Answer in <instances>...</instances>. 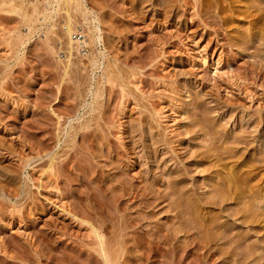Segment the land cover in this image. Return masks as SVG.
Masks as SVG:
<instances>
[{"label":"rangeland","instance_id":"rangeland-1","mask_svg":"<svg viewBox=\"0 0 264 264\" xmlns=\"http://www.w3.org/2000/svg\"><path fill=\"white\" fill-rule=\"evenodd\" d=\"M247 1L80 0L86 13L69 15L65 0H0V264H102L94 239L102 225L109 248L124 243L113 253L120 264H241L223 255L225 241L205 255L190 251L192 232L172 239L167 173L191 169L185 186L211 194L215 171L244 163L260 168L252 177L260 174L264 191V4ZM69 25L90 44L72 40ZM151 180L162 196L153 206L150 192L139 196ZM214 207L199 211L218 234L246 233L264 253V224L244 226L240 201ZM162 227L189 252L143 255L137 234L153 239Z\"/></svg>","mask_w":264,"mask_h":264},{"label":"bare ground","instance_id":"bare-ground-1","mask_svg":"<svg viewBox=\"0 0 264 264\" xmlns=\"http://www.w3.org/2000/svg\"><path fill=\"white\" fill-rule=\"evenodd\" d=\"M61 1H64V0H48V4L49 5H53L54 6V3L56 2L57 3V5H59V3L61 2ZM66 1V3H67V5L68 6H70L69 7V9H68V13L71 11V9H72V11H74V10H76V11H79L80 10V12H85L83 9H82V3L80 2V0H65ZM173 3H175L176 2V0H171ZM183 1V0H182ZM185 1V3L186 4H189L188 3V1L189 0H184ZM166 2V1H165ZM242 2V1H241ZM244 2H245V0H244ZM63 3V2H62ZM171 3V2H170ZM192 3V2H191ZM257 3H263L264 4V0H248L247 1V3H246V6L248 7V8H252V7H254L255 5H258ZM13 4V3H12ZM64 4H65V2H64ZM172 4V3H171ZM15 5V4H14ZM13 5V6H14ZM173 5V4H172ZM11 6V5H10ZM101 6V5H100ZM171 6V5H170ZM60 7V6H59ZM65 7V6H64ZM71 8V9H70ZM262 8V7H261ZM23 8L22 7H13L12 9H11V11H16V12H19V11H21ZM45 9V8H44ZM67 9V8H66ZM245 9H247V8H245ZM253 9V8H252ZM46 10V9H45ZM56 10V9H55ZM54 10V11H55ZM169 10V9H168ZM25 11V10H24ZM50 11V10H49ZM53 11V10H52ZM259 11H261V10H259ZM36 12H37V10H36ZM46 12V11H45ZM67 12V11H66ZM251 12V11H250ZM253 12V11H252ZM19 13H22V12H19ZM43 13V12H42ZM86 13V12H85ZM261 13V12H260ZM26 14H27V12H26ZM67 14V13H66ZM69 15H70V13H69ZM263 15V14H262ZM28 16V15H27ZM75 16V15H74ZM247 16V15H246ZM50 17H52V13L50 14H48V13H46V14H44L43 15V18L45 19V21L47 20L48 21V18H50ZM70 18V17H69ZM51 19V18H50ZM29 20V19H28ZM31 21V20H30ZM74 21V20H73ZM256 21V20H255ZM27 22V21H26ZM69 22V23H68ZM67 23L68 24H71L72 23V25H73V23L74 22H72V19L71 20H69ZM65 23V22H64ZM77 23V22H76ZM67 24V25H68ZM70 27H71V25H69ZM74 26V25H73ZM72 26V27H73ZM69 28V27H67V28H69V31H67L70 35H71V37H72V40H74V41H77L76 43H82L83 45H87V44H90V38H87L86 36H84V34H83V32L81 33V34H83L82 36H81V38L80 39H78L79 38V35L77 34L76 36H75V28ZM91 27V26H90ZM255 27H257V26H255ZM29 28V27H28ZM96 28V27H95ZM254 28V27H253ZM264 28V27H263ZM66 30H68V29H66ZM90 30V29H89ZM92 31V33L94 32L93 31V29H91ZM259 30V29H258ZM74 31V32H73ZM84 37H86V38H84ZM249 38H250V36H249ZM82 39V40H81ZM100 39H101V37H100ZM81 40V41H80ZM92 41V40H91ZM75 43V42H74ZM262 44V43H261ZM80 46H81V44H79ZM247 45H249V44H247ZM250 46V45H249ZM82 47V46H81ZM77 48H78V46H77ZM96 62L95 61H93V65L95 64ZM96 69V68H95ZM148 125V124H147ZM205 125V124H204ZM86 126V125H85ZM133 127V126H132ZM138 128H140V127H138ZM189 130H187V132H188ZM222 131V130H221ZM85 132H87V130L85 131ZM186 132V133H187ZM190 132V131H189ZM217 132V131H216ZM82 133V132H81ZM135 133V132H134ZM229 134V133H228ZM224 135V134H223ZM89 135L87 134V133H83V135H82V137L83 138H85V140H86V137H88ZM215 136V135H214ZM228 136V135H227ZM226 137V136H225ZM215 138V140H217L218 139V137H217V139H216V137H214ZM235 138V137H234ZM99 139V138H98ZM220 139V138H219ZM236 139V138H235ZM238 139H241L240 137L238 138ZM152 140V139H151ZM237 140V139H236ZM242 140V139H241ZM88 141H89V139H88ZM87 141V142H88ZM100 141V140H99ZM217 141H219V140H217ZM234 141V140H233ZM237 142V141H236ZM239 142H240V140H239ZM238 142V143H239ZM85 143V142H84ZM101 143V142H100ZM243 143V142H242ZM248 143V142H247ZM83 144V143H82ZM94 144V143H93ZM257 144V143H256ZM83 145H85V144H83ZM87 145V144H86ZM244 145V144H243ZM155 146V145H154ZM87 147V146H86ZM91 147V146H90ZM93 147V146H92ZM218 147V146H217ZM231 147V146H230ZM230 147H228L229 148V150H234V149H230ZM232 147H233V145H232ZM89 148V147H88ZM200 148V147H199ZM214 148V146L213 147H211V149H213ZM228 148H226V150H228ZM173 149V148H172ZM215 150H214V152H217L218 151V148H217V150H216V146H215V148H214ZM237 149V148H236ZM86 150H88V149H86ZM229 150H228V153H229ZM263 150V149H262ZM261 150V151H262ZM220 151V150H219ZM222 151V150H221ZM224 151V150H223ZM222 151V152H223ZM230 151V152H231ZM177 152V151H176ZM202 153L204 152L205 153V151H201ZM201 152L200 153H198V154H201ZM221 152V153H222ZM235 152V151H234ZM264 152V151H263ZM262 152V153H263ZM203 153V154H204ZM211 153H213V150H212V152H211V150H210V153H208L209 155L208 156H210V157H215V154H211ZM219 153V152H218ZM218 153H216V155L218 154ZM223 153H227L226 151L225 152H223ZM222 153V154H223ZM227 153V154H228ZM179 154V153H178ZM211 154V155H210ZM220 154V153H219ZM230 154V153H229ZM228 154V156H234V154H233V151H232V154H230L229 155ZM195 155H196V153H195ZM214 155V156H213ZM224 155L225 154H223V158H225V159H228L227 158V156L225 155V157H224ZM201 156V155H200ZM207 156V153H205V155H203L201 158L203 159V161H201V159L198 161V163H200V164H205L206 163V158L208 157ZM222 156V155H221ZM221 156H219L218 155V157L220 158ZM236 156V155H235ZM217 157V156H216ZM217 157V158H218ZM239 157V156H238ZM176 158H178L177 156H176ZM216 158V159H217ZM219 158H218V161H216V163H219L218 165L219 166H217V168L218 167H220V164L221 163H223V158L221 157L220 159L221 160H219ZM180 159V158H179ZM208 159H209V157H208ZM211 159V158H210ZM223 159V160H222ZM262 159V158H261ZM231 160V159H230ZM246 160V159H245ZM249 161V160H248ZM256 159H253V161H250V162H254V163H256V162H261V160L259 159V161H256ZM263 161H264V158H263ZM211 162H212V160H211ZM240 162V161H239ZM87 163V162H86ZM216 163L215 164H213L212 163V165L214 166V165H216ZM254 163H249V165L250 166H252V168H253V164ZM184 164V163H183ZM246 164H248V163H245V165ZM256 164H258V163H256ZM256 164H254V165H256ZM260 164V163H259ZM261 164L264 166V164H263V162H261ZM261 164H260V167H262L261 166ZM95 165V164H94ZM223 165V164H222ZM225 166L226 165H228L227 163L226 164H224ZM238 165V166H237ZM239 165H244V163H241V164H236V166L234 165V167L233 166H231L232 168H230V167H228V166H226L227 167V169H229L227 172H224V170L225 169H223V170H220L219 172H218V170L217 171H215L216 172V175L217 174H219V176H221L220 178L218 177V179L219 180H217L216 179V177L217 176H215V178H213L212 180H213V183L211 184V186H214V188H217L216 190H214V192L213 191H211V194L210 193H207L206 191L205 192H202V191H200L199 192V190L201 189H194V188H187L186 186V184L184 183V182H188V177L190 176L189 174H190V172H191V169H189V170H187V168H186V170L184 169V170H177L176 168H174V169H172V168H170L169 169V172L166 174L167 176H168V178L170 177L171 179L169 180L168 179V183H169V185L171 186V184H173L174 183V185H172V186H174L172 189H170L171 191L172 190H174L173 192H175V193H173V195L174 196H176V197H171V199H168L167 201L169 202V205H170V207L172 208V210H174V211H176L175 213V217L178 219V221H177V225H175L174 226V224L172 225V227L174 228L173 229V231H174V233L175 232H177V233H180V232H185V233H187L188 235H189V233H193L191 236H194L195 238L193 239V243L191 242V244H193L192 246H193V248L191 247V249H190V251H193V250H196V252L197 251H200V250H205L206 252H205V255H206V253L208 252V251H210V252H212L214 249V247H213V245L214 244H212L213 242H215V245L217 246V243H221L222 244V242L221 241H225V245H229L228 247H224L226 250H224V248L222 249V253H223V255H229L228 256V258H237L238 257V259H235L236 261H240V259H241V264H250L251 262H254L253 264H261L260 262L262 261H264L263 259H264V253L262 252V254L260 255V253H258L259 255H260V257H259V255L257 256V248H260L259 246L261 245V244H259V242H258V244H254L253 246L251 245L252 244V242L249 244H247V243H245V241L246 240H248V239H246V233H243V234H245V235H241V237H240V235H239V237L238 238H236L235 236H233L234 234L231 232V231H229V234L227 233V232H225L224 230H221V231H223V232H225L224 234L223 233H220V234H218L217 233V223L214 221V219H212V217H211V219L210 218H207L204 214H205V212L202 210V211H199V210H201V209H199V208H205V207H209V206H213V208H215L214 206H218V207H222V206H224V203H226V202H231V200L232 201H234V200H238V201H240L241 202V204L243 205V208L242 209H240V207H239V209L240 210H236V211H234V214H235V216H236V214L237 215H240V214H242V216H240L239 218L241 219H244V221H243V225L245 226V224L247 223V224H249V223H251L252 225H248V226H253V224L254 225H256L255 223H257L258 225H262V223L264 224V191L263 192H260V191H257V190H259L260 189V187L262 186L261 185V183L260 182H256V180L258 179V176L257 175H260V174H257L256 173V176L254 175V177H252V172H255L256 170H258V169H260V168H257L258 167V165L256 166V170H243V168L242 167H240ZM181 166V165H180ZM183 166V165H182ZM181 166V167H182ZM188 166V165H187ZM203 166V165H202ZM202 166H200L201 168H202ZM92 167V166H91ZM180 167V168H181ZM185 167H186V165H185ZM196 167V166H195ZM199 167V166H198ZM197 167V168H198ZM212 167V166H211ZM210 167V168H211ZM216 167V166H215ZM191 168V167H190ZM200 168V169H201ZM206 167L204 166V170H202L203 172H205V171H207V168L205 169ZM222 168H224L223 166L220 168V169H222ZM242 168V169H241ZM87 169V168H86ZM91 169V172H95V170L93 169V171H92V168H90ZM89 169V170H90ZM183 169V168H182ZM253 169H255V168H253ZM59 170V169H58ZM83 171V170H82ZM201 171V170H200ZM201 171V172H202ZM226 171V170H225ZM202 172V173H203ZM218 172V173H217ZM260 173H263V172H261L260 171ZM94 173H92V175H93ZM191 174H193V173H191ZM255 174V173H254ZM155 175V174H154ZM189 175V176H188ZM188 176V177H187ZM211 176V175H210ZM214 177V176H213ZM257 177V178H256ZM158 178V177H157ZM156 177H155V180L157 179ZM172 178H175L176 180H173ZM255 178H256V180H255ZM91 179V178H90ZM159 179V178H158ZM254 179V180H253ZM93 180V179H92ZM91 180V181H92ZM155 180H153V181H155ZM172 180V181H171ZM252 180L253 181H255V182H253L252 183ZM121 181V180H120ZM152 181V180H151ZM150 181V186H152V187H150L149 185V187L151 188H149V187H147V185L146 186H144L143 188H142V190H143V192H139V196H145V198H143V199H145L146 200V197H147V194L149 193L150 195H151V198H148L147 199V204L148 205H152L153 206V204H155V202L157 201V200H159L160 199V197H162V196H160V195H158V192L155 190V192L157 193V194H155V192H154V189H152V188H154L155 186L154 185H156V184H158L157 183V181H155L156 182V184L154 183L153 184V181L151 182ZM170 181V182H169ZM194 181V180H193ZM259 181V180H258ZM96 182V181H95ZM216 182L217 183H219L220 184V186L218 187L217 185H219V184H216ZM262 182V181H261ZM148 184V183H147ZM184 184V185H183ZM208 185H210L209 183H207ZM216 184V185H215ZM96 185V184H95ZM122 185V184H121ZM181 185H183V186H181ZM186 185V186H185ZM261 185V186H260ZM154 186V187H153ZM179 186H181V187H179ZM204 186V185H203ZM215 186H217V187H215ZM193 187V186H192ZM200 187V186H199ZM198 187V188H199ZM98 188V187H97ZM170 188V187H169ZM178 188H180V191H176ZM203 188V187H202ZM100 189V188H99ZM213 189V188H212ZM263 189V188H262ZM262 189H261V191H262ZM193 191L192 193H190V191ZM264 190V189H263ZM123 191V190H122ZM138 191V190H137ZM148 191V192H147ZM250 192L249 194H251L250 196H247V197H245V193L244 192ZM100 192V191H99ZM105 192V191H104ZM146 192V193H145ZM154 192V193H153ZM259 192V193H258ZM131 193V192H130ZM153 193V194H152ZM260 193H262V195L260 194ZM138 194V193H137ZM148 194V195H149ZM155 194V195H154ZM243 194H245L244 196H242ZM153 195V196H152ZM163 195V194H162ZM160 196V197H159ZM169 196V195H168ZM114 197V196H113ZM119 197H121V196H119ZM134 197V196H133ZM132 197V198H133ZM165 197H166V195H165ZM249 197V198H248ZM138 198V197H137ZM141 198V199H142ZM100 199V198H99ZM115 199V198H114ZM162 199V198H161ZM164 199V198H163ZM95 200V199H94ZM102 201V200H101ZM153 201V202H152ZM145 202V201H144ZM166 202V201H165ZM261 202H263V203H261ZM104 203V202H103ZM161 203V202H160ZM230 204V203H229ZM240 204V203H239ZM259 204L261 205V204H263V206H262V208H260V206H259ZM143 205V204H142ZM147 205V206H148ZM156 205V204H155ZM225 205H227V204H225ZM158 206V205H157ZM156 206V207H157ZM211 208V207H210ZM238 209V208H237ZM171 210V211H172ZM221 210H223V207L221 208ZM235 210V209H234ZM148 211V210H147ZM204 212V213H203ZM226 212V211H225ZM116 213V212H115ZM152 213V212H151ZM221 213V212H220ZM233 214V213H232ZM207 215V214H206ZM231 215V214H230ZM234 216V217H235ZM233 217V216H232ZM237 217V216H236ZM201 218H203L202 220L204 221V223L203 222H201L200 220H201ZM214 218H216V216H214ZM217 218H218V216H217ZM130 219V218H129ZM140 219V218H139ZM143 219V218H142ZM215 220H218V219H215ZM143 221V220H142ZM221 222V221H220ZM227 222V221H226ZM228 222H229V220H228ZM135 223V222H134ZM176 223V222H175ZM96 224V223H95ZM137 224H138V222H137ZM220 224H222V222L220 223ZM220 224H219V226H220ZM227 224V223H226ZM241 224V225H242ZM127 225V224H126ZM224 225H225V223H224ZM224 225L222 224V226L224 227ZM240 225V224H239ZM103 226V225H102ZM95 227L96 229H95V231H94V233H95V237H94V239L96 238V244H97V249H96V252L99 254V256H101L102 257V259H103V263L104 264H120V259H119V257L118 256H115V255H113V253H122L123 254V252H124V250L126 249H124V243H123V241L121 242V241H117L118 243H117V245H115V246H118L117 248L116 247H111V248H109V244H108V242L109 241H107L108 240V238H107V235L105 234V230L103 229L104 227ZM123 226V225H122ZM135 226V225H134ZM145 226V225H144ZM170 226V225H169ZM263 227L262 228H264V225H262ZM94 227V226H93ZM131 227H132V225H131ZM227 227V226H226ZM230 227V226H229ZM255 227H257V226H253V228H255ZM259 227V226H258ZM164 228L165 227H162V228H159V230H158V232H159V234H155L156 235V237L155 238H153V239H150V238H146L145 236H143L140 232H139V234H137V236L135 237V245H138L139 246V248L142 250V252H143V255H146V257L148 256V258L150 259V257L152 256V257H155L156 259H157V255H161V256H166V255H172V254H177V252L178 253H180L179 251H181V250H183V252L186 250V251H188V249L186 248V247H183V249H181L182 247H180L179 245H176V244H173L171 241V239H170V237H169V235H170V233H172V232H170L171 230H172V228H170L169 227V230H168V232H167V230L164 232ZM217 228V229H216ZM259 228H261V227H259ZM126 229V228H125ZM160 229H163V231L162 230H160ZM165 229H167V228H165ZM171 229V230H170ZM219 229H221V228H219ZM223 229V228H222ZM224 229H225V227H224ZM234 229V228H233ZM226 230H227V228H226ZM229 230V229H228ZM264 230V229H263ZM161 231V232H160ZM218 231H220V230H218ZM220 231V232H221ZM253 231V230H252ZM257 231V230H256ZM136 232V231H135ZM157 232V233H158ZM162 232H163V234H162ZM167 232V233H166ZM170 232V233H169ZM230 232H231V234H230ZM248 232V231H247ZM144 233V232H143ZM169 233V234H168ZM177 233H175V234H173L171 237H173V236H175ZM184 233V234H185ZM235 233V232H234ZM145 234V233H144ZM257 234V233H256ZM238 235V234H237ZM254 235V234H253ZM252 235V236H253ZM147 236V235H146ZM153 236V235H152ZM177 236H178V234H177ZM191 238H193V237H191ZM172 239H175V237H173ZM246 239V240H245ZM125 240V239H124ZM171 240V241H170ZM261 241V240H260ZM262 241H264V238L262 239ZM262 241L260 242V243H262ZM112 244V243H111ZM116 244V243H115ZM195 244V245H194ZM243 244L245 245V244H247V245H245V247L243 246ZM263 244V243H262ZM190 245V244H189ZM219 245V244H218ZM188 246V245H187ZM185 248V249H184ZM216 248V247H215ZM263 248V247H262ZM261 248V249H262ZM213 249V250H212ZM218 249V248H217ZM116 250V251H115ZM212 250V251H211ZM221 250V249H220ZM215 251V250H214ZM189 252V251H188ZM216 252H217V250H216ZM218 252H220V251H218ZM182 253V252H181ZM209 253V252H208ZM116 254V255H117ZM190 254V253H189ZM213 254V253H212ZM211 254V255H212ZM219 254V253H218ZM96 255V254H95ZM118 255H121V254H118ZM177 255H179V254H177ZM194 255V254H193ZM195 255H196V253H195ZM98 256V255H97ZM199 256H200V258H199V260L200 259H202L201 257V255L199 254ZM224 256V257H225ZM232 256H236V257H232ZM205 257V256H204ZM239 257H241L240 259H239ZM256 257H259V259H255ZM177 258V257H176ZM196 258V257H195ZM198 258V257H197ZM227 258V259H228ZM254 258V259H253ZM95 259H97L96 257H95ZM224 259H226V257L224 258ZM252 259V260H251ZM198 260V261H199ZM251 260V261H250ZM256 260V261H255ZM258 260V261H257ZM97 261V260H96ZM200 261H202V260H200ZM204 261H205V258H204ZM227 261V260H226ZM149 262V261H148ZM157 262V261H156ZM235 261H233V263H234ZM102 263V264H103ZM239 263V262H238ZM237 263V264H238ZM101 264V263H100ZM122 264V263H121ZM235 264V263H234Z\"/></svg>","mask_w":264,"mask_h":264}]
</instances>
